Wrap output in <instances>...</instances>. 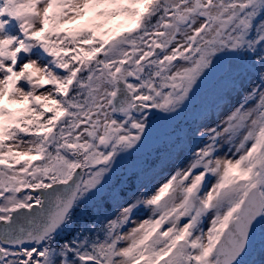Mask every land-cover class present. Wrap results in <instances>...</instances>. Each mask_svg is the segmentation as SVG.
<instances>
[{
    "label": "snow or ice",
    "instance_id": "obj_1",
    "mask_svg": "<svg viewBox=\"0 0 264 264\" xmlns=\"http://www.w3.org/2000/svg\"><path fill=\"white\" fill-rule=\"evenodd\" d=\"M0 264H264V0H0Z\"/></svg>",
    "mask_w": 264,
    "mask_h": 264
},
{
    "label": "rangeland",
    "instance_id": "obj_2",
    "mask_svg": "<svg viewBox=\"0 0 264 264\" xmlns=\"http://www.w3.org/2000/svg\"><path fill=\"white\" fill-rule=\"evenodd\" d=\"M209 105H211L212 104V102H213V97L211 96V95H209L208 96V98H207V101H206Z\"/></svg>",
    "mask_w": 264,
    "mask_h": 264
}]
</instances>
